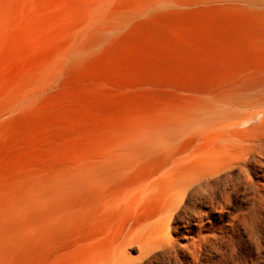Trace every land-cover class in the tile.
Listing matches in <instances>:
<instances>
[{"label":"rangeland","instance_id":"rangeland-1","mask_svg":"<svg viewBox=\"0 0 264 264\" xmlns=\"http://www.w3.org/2000/svg\"><path fill=\"white\" fill-rule=\"evenodd\" d=\"M94 34L98 45L65 60ZM257 78L264 0H0V264H84L88 249H112L122 216L110 208L129 182L113 163L125 152H161L169 134L193 156L240 158L226 129L181 126ZM255 174L230 190L221 214L187 201L172 247L137 264H264ZM258 201L255 228L247 221Z\"/></svg>","mask_w":264,"mask_h":264},{"label":"bare ground","instance_id":"bare-ground-1","mask_svg":"<svg viewBox=\"0 0 264 264\" xmlns=\"http://www.w3.org/2000/svg\"><path fill=\"white\" fill-rule=\"evenodd\" d=\"M100 39L102 36L94 34L88 43L69 51L65 60L76 61L98 45ZM260 81L261 78L250 80L238 92L215 95L212 104L206 103L200 113H195L181 126V129L186 128L191 121L198 119L196 133L200 135L212 128L226 129V136L232 137L228 147L239 145L243 150L240 158L228 162L221 159L217 150L193 156L185 146L178 145L181 136L166 134L160 139L161 152H125L122 154L125 162L113 163L116 167L113 174L124 169L120 178L129 181L125 186L122 180L119 182L121 184L116 185L117 195L110 208L118 210L122 216L117 221L115 244L112 249H97L96 253L88 249L84 264H137L147 259V254L154 249L172 247L170 232L175 231L176 226L171 227V224L181 218L177 219L180 210L189 207H186L187 201H205L208 208L217 209L221 214L229 202L230 190H236L240 183L252 182L248 177L251 169L256 170L257 181L254 185L257 190L259 186H264V82ZM207 113L219 116L214 120H205L204 114ZM144 159L149 162L146 167L137 164ZM235 169L237 172L233 174ZM115 175L104 177L105 180L101 179L97 183L101 187ZM240 175L243 177L239 178ZM90 181V190L97 187ZM131 185L135 186L130 188L132 190H125ZM261 203L254 202L250 217L246 215L252 223L247 221L251 227L256 225L257 228L259 224ZM187 223L183 226L186 227ZM196 226L200 232L205 223L200 222ZM133 248L138 250L137 257L129 255V250Z\"/></svg>","mask_w":264,"mask_h":264}]
</instances>
